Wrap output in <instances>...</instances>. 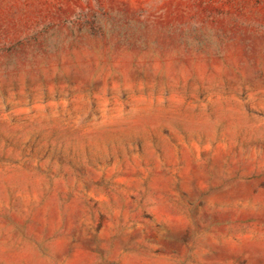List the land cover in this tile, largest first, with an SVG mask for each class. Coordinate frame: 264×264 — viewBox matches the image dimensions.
<instances>
[{
  "label": "rangeland",
  "instance_id": "obj_1",
  "mask_svg": "<svg viewBox=\"0 0 264 264\" xmlns=\"http://www.w3.org/2000/svg\"><path fill=\"white\" fill-rule=\"evenodd\" d=\"M0 264H264V0H0Z\"/></svg>",
  "mask_w": 264,
  "mask_h": 264
}]
</instances>
